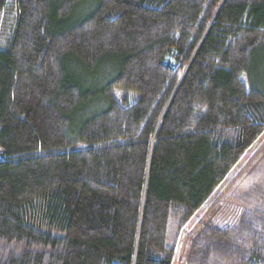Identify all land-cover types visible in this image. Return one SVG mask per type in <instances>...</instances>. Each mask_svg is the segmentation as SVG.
Segmentation results:
<instances>
[{"label":"trees","instance_id":"trees-1","mask_svg":"<svg viewBox=\"0 0 264 264\" xmlns=\"http://www.w3.org/2000/svg\"><path fill=\"white\" fill-rule=\"evenodd\" d=\"M7 1L0 264H173L264 130V0ZM245 214L188 264H264Z\"/></svg>","mask_w":264,"mask_h":264},{"label":"rangeland","instance_id":"rangeland-1","mask_svg":"<svg viewBox=\"0 0 264 264\" xmlns=\"http://www.w3.org/2000/svg\"><path fill=\"white\" fill-rule=\"evenodd\" d=\"M11 2L12 0H8L7 4L10 5ZM13 18L14 14L7 9L0 18V48L4 47L9 37ZM258 59L264 61V47L260 50ZM249 210L255 211L258 216H264V130L202 208L183 225L181 233L172 230L169 232V245L176 248L173 264H188L191 249L190 245L184 244L185 235L197 223H201L202 227L207 225L218 230L233 229L236 236L239 220L246 217L244 215Z\"/></svg>","mask_w":264,"mask_h":264}]
</instances>
